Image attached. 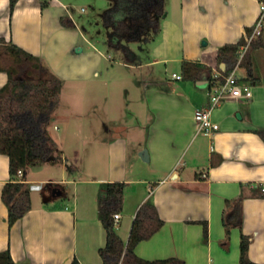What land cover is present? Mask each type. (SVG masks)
<instances>
[{"label":"crops","instance_id":"0c3cea01","mask_svg":"<svg viewBox=\"0 0 264 264\" xmlns=\"http://www.w3.org/2000/svg\"><path fill=\"white\" fill-rule=\"evenodd\" d=\"M48 1L43 9L41 0H19L11 13L10 0H0V41L40 58L63 81L59 108L69 85L83 87L75 115L68 118L83 119L88 110L81 103L90 96L96 121L91 127L74 123L70 130L64 122V130L56 111L49 132L61 152L62 174L42 179L30 177L28 171L18 174L28 189L30 183L45 185L41 191L29 190L31 211L11 228L2 201L10 162L0 154V252L9 249L17 264H71L75 259L80 264H103L99 251L106 246L107 232L99 219L98 195L101 184L121 183L123 207L115 231L124 243L145 202L154 204L164 222L155 235L137 245L138 257L239 264L241 236L246 235L252 238L250 259L264 264V141L257 133L264 130V32L255 39L258 47L249 48L236 69L241 85L252 87L253 99L223 101L212 113L219 130L210 135L199 132L195 119L196 111L210 105V73L226 70L217 62L218 49L246 41L247 29L259 18L260 0H178L172 18L166 12L161 21L157 38L161 44L151 52L154 58L140 62L128 48L123 51L130 58L111 68L81 33L68 5ZM185 62L211 72L188 79ZM170 63L179 64L171 74ZM158 65L166 66L163 76L148 72ZM0 66L6 68L2 58ZM248 69L257 81L246 80ZM7 81L8 75L0 72V89ZM57 140H98L104 164L93 165V175L81 177L74 161L78 158L66 157V147ZM92 151L94 157L98 150ZM66 168L78 172L69 177ZM35 193L40 194L37 199ZM238 199L241 228L233 226V206L226 204ZM225 215L231 225L229 239Z\"/></svg>","mask_w":264,"mask_h":264},{"label":"trees","instance_id":"16d2710c","mask_svg":"<svg viewBox=\"0 0 264 264\" xmlns=\"http://www.w3.org/2000/svg\"><path fill=\"white\" fill-rule=\"evenodd\" d=\"M42 8L49 6L48 0H41ZM109 7L104 14L106 27L112 30L110 46L114 49L128 51V44L155 42L161 34V21L165 16L164 0H107ZM264 0H260L263 2ZM19 0H10V11L13 13ZM63 26H67L63 22ZM253 28L247 29V35L252 34ZM246 44L241 39L236 44H226L218 49L217 62L225 64L223 76L229 75L238 64L239 51ZM258 47L254 40L252 49ZM13 59L16 66L3 68L0 72L8 75L7 83L0 89V154L9 158L10 181L2 190V201L8 208V225L11 228L31 211V194L28 186L18 180L20 171L27 172L31 167L46 163H55V154L60 155L56 141L52 138L49 127L59 108L63 81L53 74L43 64L40 58L33 56L15 45H5L0 41L1 51ZM245 58V57H244ZM246 59V58H245ZM244 60V59H243ZM242 61L240 64H242ZM31 67L29 77L22 75L20 67ZM186 78L194 79L204 71L205 67L183 63ZM195 69L196 73H192ZM205 69V70H204ZM246 80H256L251 69H248ZM211 86L217 80L209 76ZM257 81V80H256ZM264 141V130L257 132ZM125 185L121 183L101 184L98 195V214L107 232L106 246L99 253L103 264H185L171 258L166 260L148 261L138 257L135 249L139 243L149 240L164 225L154 204L145 202L138 210L133 221L130 236L124 243L115 231L113 216L123 207ZM227 207L232 204L233 226L242 225V199L227 201ZM227 239L230 237L231 225L226 222ZM204 237L208 238V226L204 225ZM252 243L250 236L242 235L240 242V263L256 264L249 257ZM0 264H17L10 250L0 252ZM71 264H80L75 259Z\"/></svg>","mask_w":264,"mask_h":264},{"label":"rangeland","instance_id":"374dc122","mask_svg":"<svg viewBox=\"0 0 264 264\" xmlns=\"http://www.w3.org/2000/svg\"><path fill=\"white\" fill-rule=\"evenodd\" d=\"M66 5H68L70 13L77 23L79 30L84 35V37L94 45L97 51H99L105 58H107L105 64L109 68H111L115 63L127 61L130 57L127 56L123 50L121 49H114L110 46L111 40V33L112 30L106 27L104 23V14L109 7V2L107 0H62ZM164 8L165 14L166 12H170L171 15L169 19L172 18V11L179 9V1L178 0H164ZM84 44V43H83ZM161 44V39H157L155 42H143V43H130L128 44V48L138 57V61L144 62L149 61L152 57L154 58L155 54H152L155 51V47ZM152 52V53H151ZM2 58V66L8 68L12 66H16L13 62V59L10 57L9 54L3 52L1 54ZM177 63H170L167 65L168 73L171 74L173 71H176L179 66ZM117 67V66H116ZM166 66L158 65L157 67L150 68L154 74L158 76H163L162 71ZM22 70V75L24 77H29L32 72L31 67L29 65L20 67ZM106 72V71H105ZM35 77L34 74L31 75ZM92 85H89V87ZM111 85H109L110 88ZM83 87L71 84L66 88L65 96L63 98V103L60 106L58 111L59 119L56 121L60 122L61 129L64 128V122L69 123L67 128L70 130L71 127H76V124H81L82 122H87L88 126L91 127L93 121H96L93 117V110L90 105L91 97H86L85 102L81 103L85 104V115L83 119H74L71 121L69 116L75 115V106L76 103H80V100L77 98L78 90L82 89ZM108 88V87H107ZM72 106V108H70ZM57 113V112H56ZM55 113V115H56ZM83 114V113H82ZM64 118V119H62ZM55 119L56 116H55ZM71 121V122H70ZM63 122V123H62ZM95 123V122H94ZM74 124V125H72ZM84 125V124H83ZM56 136V135H55ZM66 147V157L74 160L82 170L81 177H87L93 175V165L99 164V166L104 164V150L103 147L97 144L98 140H57ZM96 148L98 150L94 157H92L91 153L92 150ZM54 158L56 159L55 163H46L39 166L31 167L28 170V174L30 177L35 179L39 178H58L62 174V166L63 163L61 161V156L55 154ZM93 159H95L93 161ZM67 176L75 175L76 169L66 168ZM78 172V171H77ZM75 173V174H74ZM48 185L45 186V190H47ZM40 194L35 193L34 196L37 199ZM45 201V200H40ZM47 201V199H46ZM68 203V202H67Z\"/></svg>","mask_w":264,"mask_h":264},{"label":"built area","instance_id":"2783aa9c","mask_svg":"<svg viewBox=\"0 0 264 264\" xmlns=\"http://www.w3.org/2000/svg\"><path fill=\"white\" fill-rule=\"evenodd\" d=\"M264 32V1L260 2V14L257 22L253 26V31L250 36L246 37V44L241 47L239 51L238 64L236 68L227 76H223L222 74H217L214 76L215 79L220 80L223 79L222 82L215 81L211 86V92L209 93L210 105L202 110H198L195 113V119L198 125L199 132H202L206 135L212 134L214 131L219 130V125L213 121L212 113L215 109H217L223 101L229 99H245L251 100L253 99V89L250 86L241 85V81L236 74V69L243 61L246 56L252 42L260 37ZM174 77L177 80L181 79V76ZM53 128V127H51ZM55 130L59 133V129L54 127ZM19 175H22V171L19 172ZM206 177V175H204ZM43 183H30L29 190L30 191H41L44 188ZM264 191V188H263ZM121 219V215L119 213L113 216L114 224L117 225L119 220ZM116 230V229H115Z\"/></svg>","mask_w":264,"mask_h":264},{"label":"water","instance_id":"95a60500","mask_svg":"<svg viewBox=\"0 0 264 264\" xmlns=\"http://www.w3.org/2000/svg\"><path fill=\"white\" fill-rule=\"evenodd\" d=\"M81 51H82L81 49H77V50H76V52H78V53L81 52Z\"/></svg>","mask_w":264,"mask_h":264}]
</instances>
